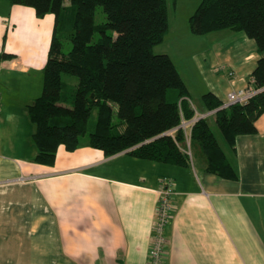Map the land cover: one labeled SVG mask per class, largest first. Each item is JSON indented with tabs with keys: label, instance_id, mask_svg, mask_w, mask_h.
<instances>
[{
	"label": "crops",
	"instance_id": "1",
	"mask_svg": "<svg viewBox=\"0 0 264 264\" xmlns=\"http://www.w3.org/2000/svg\"><path fill=\"white\" fill-rule=\"evenodd\" d=\"M51 21L0 1V264H148L163 177L174 183L163 264H264V113L233 149L212 129L232 180L208 173L201 154L189 166L168 165L106 157L86 141L73 152L59 148L52 167L33 161L27 107L41 95ZM187 24L191 55L175 63L163 54L203 113V95L224 103L247 87L259 55L242 33L195 36Z\"/></svg>",
	"mask_w": 264,
	"mask_h": 264
},
{
	"label": "trees",
	"instance_id": "2",
	"mask_svg": "<svg viewBox=\"0 0 264 264\" xmlns=\"http://www.w3.org/2000/svg\"><path fill=\"white\" fill-rule=\"evenodd\" d=\"M6 1L31 8L39 19L54 18L41 95L27 107L35 127V163L52 167L59 148L73 152L87 136L86 146L106 157L125 153L189 166L197 153L208 173L236 178L208 118L187 132L181 127L197 109L169 56L153 52L169 29L168 0ZM98 6L105 15L100 25L94 21ZM188 23L195 36L228 30L256 44L259 58L247 88L260 92L225 109L211 93L201 98L224 144L233 149L238 136L256 133L255 122L264 113V0H201ZM95 32L99 37L92 43ZM59 34L71 43L69 52H63ZM63 75L76 82L65 83Z\"/></svg>",
	"mask_w": 264,
	"mask_h": 264
},
{
	"label": "rangeland",
	"instance_id": "3",
	"mask_svg": "<svg viewBox=\"0 0 264 264\" xmlns=\"http://www.w3.org/2000/svg\"><path fill=\"white\" fill-rule=\"evenodd\" d=\"M0 1L3 2L4 0H0ZM168 1H169V12H168L169 29L167 33L168 37H166L167 36L166 35L165 40H163L164 42L156 46L153 49V52L155 54L167 53L171 55L175 63L177 57L181 60L186 61V59L191 55V49H192L188 46V43L186 41L187 39L186 31L188 29L187 21L189 20V17L195 12L201 0H176L174 6L171 5V0ZM65 4H67V0H65ZM23 8H28V7H23ZM52 18H53L52 14H47L41 19L38 18V20L39 22H42V24H47V22L51 21ZM25 20H26L25 16H23L20 21H25ZM94 21L96 25H100L105 22V15L103 12V8L101 6L96 7ZM24 29L28 34L29 33L28 27H24ZM59 37L63 45L62 47L63 52H69L71 49V43L69 41H65L62 35L60 34ZM98 37L99 34L95 32L93 34L92 43H95ZM62 79L65 83H70V81L76 82L74 78L66 75H63ZM193 102L196 104L195 100H193ZM212 129L215 130L214 125H212ZM85 141H87V136L80 138V142H85Z\"/></svg>",
	"mask_w": 264,
	"mask_h": 264
},
{
	"label": "built area",
	"instance_id": "4",
	"mask_svg": "<svg viewBox=\"0 0 264 264\" xmlns=\"http://www.w3.org/2000/svg\"><path fill=\"white\" fill-rule=\"evenodd\" d=\"M230 76L233 74L230 73ZM261 90H252L244 88L228 94L226 101L221 105L225 109L232 105L244 104ZM211 112H195V117L190 122H183L181 127L187 132L191 125L199 119H207L211 117ZM190 155L189 152H187ZM174 195V183L171 179L163 177L159 180L158 186V201L153 222L151 245L148 251V264H163L165 256V247L167 239L164 234L165 227L169 224L172 218V197Z\"/></svg>",
	"mask_w": 264,
	"mask_h": 264
}]
</instances>
